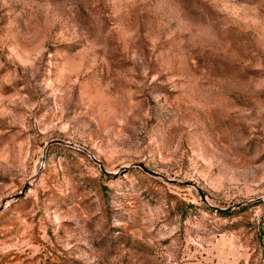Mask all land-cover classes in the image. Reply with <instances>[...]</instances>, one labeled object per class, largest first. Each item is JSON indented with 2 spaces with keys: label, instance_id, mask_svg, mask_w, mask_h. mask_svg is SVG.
Instances as JSON below:
<instances>
[{
  "label": "rangeland",
  "instance_id": "obj_1",
  "mask_svg": "<svg viewBox=\"0 0 264 264\" xmlns=\"http://www.w3.org/2000/svg\"><path fill=\"white\" fill-rule=\"evenodd\" d=\"M0 205V264H264V0H0Z\"/></svg>",
  "mask_w": 264,
  "mask_h": 264
},
{
  "label": "water",
  "instance_id": "obj_2",
  "mask_svg": "<svg viewBox=\"0 0 264 264\" xmlns=\"http://www.w3.org/2000/svg\"><path fill=\"white\" fill-rule=\"evenodd\" d=\"M27 187H28V184H25L23 187H22V189L19 191V192H17V193H15L12 197H18V196H20V195H22L23 194V192L27 189ZM203 196V195H202ZM2 207H3V205H0V210L2 209ZM216 207V206H215ZM218 208H220V207H217V209ZM222 209V208H221Z\"/></svg>",
  "mask_w": 264,
  "mask_h": 264
},
{
  "label": "trees",
  "instance_id": "obj_3",
  "mask_svg": "<svg viewBox=\"0 0 264 264\" xmlns=\"http://www.w3.org/2000/svg\"><path fill=\"white\" fill-rule=\"evenodd\" d=\"M218 210L222 211L221 209H218Z\"/></svg>",
  "mask_w": 264,
  "mask_h": 264
}]
</instances>
